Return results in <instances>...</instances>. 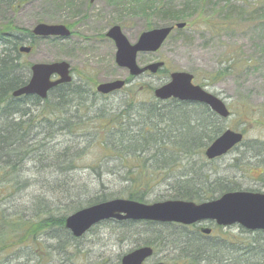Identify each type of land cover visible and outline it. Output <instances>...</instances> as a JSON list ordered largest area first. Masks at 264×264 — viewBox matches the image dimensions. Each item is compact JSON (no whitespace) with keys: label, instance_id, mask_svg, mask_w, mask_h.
Here are the masks:
<instances>
[{"label":"trees","instance_id":"16d2710c","mask_svg":"<svg viewBox=\"0 0 264 264\" xmlns=\"http://www.w3.org/2000/svg\"><path fill=\"white\" fill-rule=\"evenodd\" d=\"M30 1L0 0V6L17 12ZM174 1L109 0V3L131 11V15L140 14L146 21L151 22L154 17L163 19L162 27L185 23L184 29L176 30V37L182 40L188 27L198 25L200 20L213 36L221 35L222 25L230 21V16L222 19L221 14L216 18L209 14V0H184L180 8ZM231 2L228 0L226 4ZM69 4L72 7L73 0ZM235 9L230 8L231 14ZM150 22L147 30L153 28ZM31 39H34L31 31L11 21L0 26V201L19 196L25 201H55V204L48 206L41 202L32 216L25 212L10 216L0 210V256L30 246L38 253L34 264H48L51 261H46L39 252H45L51 260L49 252H65L81 240L66 229L67 217L111 200L147 203L160 187L171 195L161 194L155 201L203 203L225 193L242 191L240 187L212 180L213 174L205 170L211 163L204 152L226 130L228 121L217 117L207 106L158 101L153 87L148 88L147 100L138 98L140 91L135 87L131 95L110 103L106 100L109 96L98 94L91 83L74 81L53 89L44 101L35 96L13 98V92L26 86L31 78V65L20 52ZM239 62L237 58L229 60L227 70ZM159 73L170 77L165 69ZM226 73L216 74L215 79L224 78ZM251 110L245 105V115ZM262 115L258 120L264 124V112ZM65 137L69 140L61 143ZM246 144L240 146L247 148L245 152L260 149L257 142L249 148ZM31 163L40 164V174H48L51 181L40 184L24 179L26 166ZM86 164L87 168L79 172ZM113 183L124 187L110 194L108 186H115ZM35 189L40 190V195H26ZM104 226L115 232L127 228L132 232L136 226L182 228L175 224L112 220L91 231ZM239 229L245 240H240L241 234L221 232L208 238L180 229L178 242L186 244L180 251L189 250L183 262L175 263L264 264V232ZM142 234L143 239L133 243L136 249L149 247L156 252L172 241V236L166 237L164 233Z\"/></svg>","mask_w":264,"mask_h":264},{"label":"rangeland","instance_id":"374dc122","mask_svg":"<svg viewBox=\"0 0 264 264\" xmlns=\"http://www.w3.org/2000/svg\"><path fill=\"white\" fill-rule=\"evenodd\" d=\"M70 1L32 0L17 12L5 10L0 6V26L11 21L20 28L32 31L38 24L70 25L73 33L67 40L59 38L29 40L27 43L32 45L33 49L30 54L23 55V60L30 65L68 62L73 69L74 83H91L94 88L102 83L127 81L129 73L116 65V47L106 34L113 26L119 25L130 42L136 43L139 36L147 31V23L150 21H146L140 14L131 15V11L126 12L123 8L115 7L109 3V0H97L93 3L91 0H73V8L70 7ZM226 1L228 0L207 2L209 14L213 17L216 18L219 14L222 19L230 16L229 22L221 23L223 24L221 35L213 36L202 25L204 21L200 20L198 25L189 26L182 34L184 40L177 38L175 31L158 52L140 54L138 64L147 66L163 62L164 69L170 74L190 73L194 76L195 85L226 102L233 115L226 121L225 129L242 132L248 148L253 147L257 142L260 149L258 152L252 150L245 152L246 147H238L228 155L207 164L205 170L213 174L212 180H219L225 185L240 187L242 190L264 193V144L262 143L264 124L258 120L264 112V0H233L228 5ZM183 2L184 0H175L174 4L180 8ZM230 6L236 7L232 14ZM162 20L154 17L150 23L154 29H157L162 27ZM233 58L240 59V62L228 71L229 60ZM225 72L227 73L224 78L222 77L223 79H215L216 74ZM168 81L167 73L147 74L133 80L123 91L107 97L106 100L111 103L126 97L127 94L131 95L135 87L140 91L138 98L147 100L150 98L149 87L158 88ZM245 105L252 109L247 115L244 113ZM67 140L69 139L65 137L61 143ZM87 166V164L82 166L79 172ZM40 168L38 163L28 164L23 174L24 179L40 184L51 181L48 174H40ZM111 185L115 186H108L110 194L119 192L124 187L123 184ZM34 191L26 195H40V190ZM166 191V188L160 187L153 192L151 200L147 203L161 202L155 200L161 194L171 195ZM22 199L16 196L7 201H0V210L6 211L10 216L16 213L21 215L22 212L32 216L41 202L48 206L55 204V201ZM207 227L213 229L214 236L221 232L241 234L238 226L225 229H218L213 225ZM133 228L132 232H129L130 228H124L123 232L118 230L115 232L109 226L99 227L83 236L76 247L62 253L49 252L51 260L45 252L39 253L46 261H51L48 264H120L125 255L136 249L133 243L143 239L142 233L152 231L164 233L166 237L170 235L172 241H167L165 246L156 251L149 264L160 261L165 264H171V261L172 264H182L181 262L185 260V254H188L186 250L189 248L180 251V248L186 244L178 242L182 228L168 229L170 232L157 227ZM239 237L240 240L246 239L244 234ZM36 260L38 253L30 246L15 248L0 256V264H34ZM175 261L181 262L175 263Z\"/></svg>","mask_w":264,"mask_h":264},{"label":"water","instance_id":"95a60500","mask_svg":"<svg viewBox=\"0 0 264 264\" xmlns=\"http://www.w3.org/2000/svg\"><path fill=\"white\" fill-rule=\"evenodd\" d=\"M94 1L96 0H91L92 3ZM185 27V23H179L175 27L152 29L142 33L136 43L130 42L120 26L112 27L107 33V37L116 46V65L126 69L132 78H138L146 73L156 74L164 67V63H153L141 67L138 64V55L158 52L175 28L184 29ZM32 33L36 37L44 39H68L71 37V32L65 25L38 24ZM20 52L29 54L31 48L23 46ZM70 68V64L64 61L32 65L30 81L26 86L13 92V97L36 96L46 100L54 88L72 82ZM193 79L194 77L190 73H172L170 81L157 88L154 96L160 101L175 99L181 102L204 104L219 117L229 119L231 112L226 103L202 87L194 85ZM125 86L126 82L120 80L103 83L97 87V92L109 95L122 90ZM243 140L242 133L226 130L206 149L205 156L210 161L223 157L239 146ZM110 220L176 223L185 226L200 222H214L220 227L238 225L247 231H264V194L229 192L216 200L201 204L192 201L171 200L147 205L132 200L115 199L76 212L66 219L65 227L78 239L93 227ZM201 231L206 235L211 234L209 228H203ZM153 253L149 247L137 249L124 256L121 264H145L153 256Z\"/></svg>","mask_w":264,"mask_h":264},{"label":"flooded vegetation","instance_id":"af4514ba","mask_svg":"<svg viewBox=\"0 0 264 264\" xmlns=\"http://www.w3.org/2000/svg\"><path fill=\"white\" fill-rule=\"evenodd\" d=\"M176 24V23H175ZM175 24H172V25H170V26H173V25H175ZM72 30V29H71ZM71 75L73 76V69H72V67H71ZM55 79H57V78H55ZM74 81V76H73V79H72V82ZM71 82V83H72ZM71 83H69V84H71ZM66 85H68V84H66ZM192 104H194V103H192ZM195 105V104H194ZM203 105V104H202ZM205 106V105H204ZM215 114V113H214ZM216 115V114H215ZM217 116V115H216ZM218 117V116H217ZM207 225H213L214 226V223H199V224H195V225H192V226H189V227H185V226H179V227H182V228H184V229H187L188 230V232L190 233H199V234H201V235H203L202 233H201V229L202 228H204V227H207ZM212 233H213V230H212ZM203 236H205V235H203ZM205 237H207V236H205ZM209 238V237H208Z\"/></svg>","mask_w":264,"mask_h":264}]
</instances>
